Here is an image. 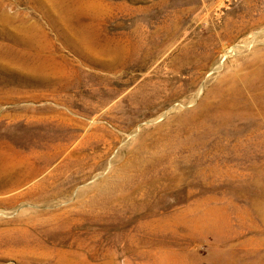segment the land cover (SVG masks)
I'll list each match as a JSON object with an SVG mask.
<instances>
[{
    "label": "rangeland",
    "instance_id": "rangeland-1",
    "mask_svg": "<svg viewBox=\"0 0 264 264\" xmlns=\"http://www.w3.org/2000/svg\"><path fill=\"white\" fill-rule=\"evenodd\" d=\"M253 19L264 0H0V264H264V86L219 103L264 67V20L179 69ZM135 38L167 46L170 99L110 83Z\"/></svg>",
    "mask_w": 264,
    "mask_h": 264
},
{
    "label": "bare ground",
    "instance_id": "bare-ground-1",
    "mask_svg": "<svg viewBox=\"0 0 264 264\" xmlns=\"http://www.w3.org/2000/svg\"><path fill=\"white\" fill-rule=\"evenodd\" d=\"M251 14H252V12L250 13V15ZM251 16H253V15H251ZM263 20L264 19H262V21L260 20L261 23L263 22ZM260 21H257V19H253L252 21H250L248 23L246 22L247 24H245V22L241 23V24H234V25H230L231 22H230V24H227V25L224 24V26H223V29H224L223 37L221 35L220 36L221 38H219V40L216 43H213V44L209 45L208 48L204 46L205 48H202L201 51L199 50L197 52L196 57H194V59H192L191 52L186 51L185 50L186 48H182V50L183 51L185 50V51H184L183 57L181 59L180 68L179 69L186 68V67H191L192 69H197V68L203 67L205 63L209 62V60L211 59V56H213L212 55L213 53H215L217 50H222L231 40L237 39L242 33H244V31H249L250 32V30L252 28L257 27V25L259 26V24H261ZM173 31H175V30L173 29ZM169 37H170V35H169ZM77 38H78V41L82 45H85V43L87 42V36H86L85 30H80V32L78 33V37ZM166 39H168V37ZM163 40L166 41L165 39H163ZM177 46H178V44H177ZM152 48L150 47V43L148 42V39L146 40V38H135V39H132V40L129 39L127 45H124V43L122 44L120 42V43H115V46L113 48H107V50L104 52V54L109 57L110 63L113 65L114 69L116 70V72H115L116 77L114 76L115 78H113L112 82H110V83H112V84L133 85L134 83H136L138 81V79L140 77V75H138V74L137 75H133V73L135 71H138L139 73L140 72H148V73L144 74L145 78L142 80V82L140 84L137 85L136 89L132 92V94L135 95V97L136 96L142 97L145 94L146 95H156L158 93L159 89H160V93H161L160 98L162 100L166 101V100L170 99V96L173 93V91L170 89L169 83L165 82L166 79H164L163 76H162V71L163 70L161 71V69H162L161 65L157 64V62H158L159 57H162L161 55L164 54L165 51L167 50L166 49L167 46L163 47L162 50L157 51L156 53L153 52V50L156 48V46L153 48V50H152ZM180 48H181V46H180ZM191 50H192V48H191ZM169 51H170V49H169ZM174 59H176V57ZM110 63L103 64L104 68H105V66H107L109 68V70H112L113 67H112V65ZM172 63H173V61H172ZM110 65H111L112 68H110ZM42 68H43V65L42 64H38L35 68H32L31 71H33L35 73H40ZM106 71L109 72L107 70V68H106ZM102 72H104V71H102ZM105 76H107V75H105ZM125 78H126V80H125ZM241 84L244 85V88H241L240 86H236L235 85L233 90H232V92H231V94L233 96H231V94H229L228 96L225 97V99H223L221 102H219V103L223 104V106L225 107L226 110H228V108H231L232 106H236V104L239 105L240 104V100L246 101L247 100V98H246L247 92L258 91L259 89H261L264 86V67L261 68L259 71H256V72H254V73H252V74H250L248 76L243 77L241 79ZM113 87H114V91H116V92L120 91V89H121V87L118 86V85H114ZM132 94L129 92L128 95H127L128 98H131L130 96H132ZM217 95L219 97H222V95L219 92H217ZM125 97L126 96H124V99H125ZM152 98L154 100L153 101L154 105L157 104V103H158V105H160V103L158 102V99L156 97H152ZM142 99L146 100V97H142ZM199 117L200 116L197 117L198 121L200 120ZM55 150H56V148H55ZM63 153H65V152L57 150V152L53 153L52 155L47 153V156L54 157V158L62 157ZM43 157H44V155L39 153L35 157L34 163H31L30 160H29V155H25V156H22L17 161V164L18 165L21 164L20 167L22 166V164L23 165H25V164L26 165L35 164L36 162H42L44 160ZM4 159H5V155L4 154H0V174L3 172V165H4V162H5ZM102 188H103V186H102ZM35 191L37 192V190H35ZM37 193L39 194V192H37ZM47 196H48L47 194L44 197L41 195V199H47L48 198ZM58 215H61V214H58ZM41 219H43V218H41ZM50 219H48V220H50ZM31 220H34V219H31ZM46 221H44V222H46ZM56 222H57V220H56ZM61 222H63V221H61ZM42 224L43 223H41V225ZM46 224H47V222H46ZM49 224H51V223H49ZM54 225H55V223H54ZM32 227H34V226H32ZM25 230H26V228H25ZM80 247H81V245H80ZM67 256L70 257V254H68ZM64 258H65V256H64ZM63 259L59 260V261L60 262H67V260H63Z\"/></svg>",
    "mask_w": 264,
    "mask_h": 264
}]
</instances>
